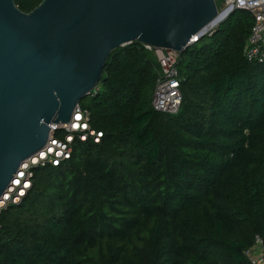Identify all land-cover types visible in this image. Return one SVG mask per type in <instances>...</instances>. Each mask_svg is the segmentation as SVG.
Here are the masks:
<instances>
[{
  "label": "trees",
  "instance_id": "obj_1",
  "mask_svg": "<svg viewBox=\"0 0 264 264\" xmlns=\"http://www.w3.org/2000/svg\"><path fill=\"white\" fill-rule=\"evenodd\" d=\"M41 1L14 3L30 13ZM253 23L236 9L178 56L171 114L152 107L153 53L136 41L112 51L79 105L99 142L75 138L60 166L32 170L0 212V264H248L256 238L264 247V61L244 55Z\"/></svg>",
  "mask_w": 264,
  "mask_h": 264
},
{
  "label": "water",
  "instance_id": "obj_2",
  "mask_svg": "<svg viewBox=\"0 0 264 264\" xmlns=\"http://www.w3.org/2000/svg\"><path fill=\"white\" fill-rule=\"evenodd\" d=\"M230 13L214 0H0V197L101 82L112 51L139 42L179 55Z\"/></svg>",
  "mask_w": 264,
  "mask_h": 264
},
{
  "label": "built area",
  "instance_id": "obj_3",
  "mask_svg": "<svg viewBox=\"0 0 264 264\" xmlns=\"http://www.w3.org/2000/svg\"><path fill=\"white\" fill-rule=\"evenodd\" d=\"M223 6L227 14L240 9L252 15L254 23L244 55L250 62H263L264 0H223ZM215 27H210L206 34ZM143 46L147 51L153 53L159 66V79L153 90L152 107L168 114L178 112L182 100V94L179 91L180 79L176 68L179 54L170 49ZM88 121V112L82 110L78 105L67 124L50 125L51 132L44 148L22 163L9 187L0 197V212L7 205L19 203L31 186L30 179L35 167L60 166L68 160L72 150L71 143L75 138L81 142H86L88 138H91L94 143L99 142L102 134L90 128ZM244 255L248 264H264V247L261 239L256 238L255 246L246 250Z\"/></svg>",
  "mask_w": 264,
  "mask_h": 264
},
{
  "label": "rangeland",
  "instance_id": "obj_4",
  "mask_svg": "<svg viewBox=\"0 0 264 264\" xmlns=\"http://www.w3.org/2000/svg\"><path fill=\"white\" fill-rule=\"evenodd\" d=\"M216 2H217V3H218V5H219V3H220V2H219V1H216ZM223 10H224V8H222V9L220 8V9H219V11H223ZM83 103H84V104H85V103H88V101H87V100H85Z\"/></svg>",
  "mask_w": 264,
  "mask_h": 264
}]
</instances>
